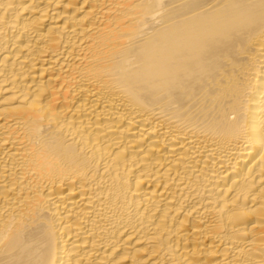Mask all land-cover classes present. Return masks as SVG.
<instances>
[{
	"label": "bare ground",
	"instance_id": "bare-ground-1",
	"mask_svg": "<svg viewBox=\"0 0 264 264\" xmlns=\"http://www.w3.org/2000/svg\"><path fill=\"white\" fill-rule=\"evenodd\" d=\"M0 264H264V0H0Z\"/></svg>",
	"mask_w": 264,
	"mask_h": 264
}]
</instances>
